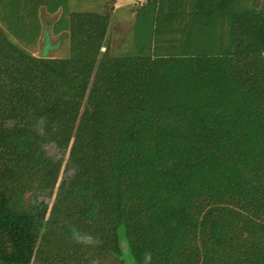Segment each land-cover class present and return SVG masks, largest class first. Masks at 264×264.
<instances>
[{
    "label": "trees",
    "instance_id": "obj_1",
    "mask_svg": "<svg viewBox=\"0 0 264 264\" xmlns=\"http://www.w3.org/2000/svg\"><path fill=\"white\" fill-rule=\"evenodd\" d=\"M68 2L0 0V264H264V0Z\"/></svg>",
    "mask_w": 264,
    "mask_h": 264
},
{
    "label": "rangeland",
    "instance_id": "obj_2",
    "mask_svg": "<svg viewBox=\"0 0 264 264\" xmlns=\"http://www.w3.org/2000/svg\"><path fill=\"white\" fill-rule=\"evenodd\" d=\"M99 1L101 0H69V9L71 10H89L99 11ZM105 1V0H104ZM260 1V0H259ZM262 1V0H261ZM110 0L107 1L106 6L110 4ZM132 0H116L114 8L111 10V17L109 24L111 26L116 25L117 29H110L109 34L107 33V46L108 52L111 55H120L131 52V30L126 31L125 29V19L128 17V11L126 7L130 5ZM53 16L47 15L43 11L40 12V20L42 24L41 32L39 34L36 42L29 46H24L19 43L23 50L28 52L31 55L37 56L42 52L46 56L58 57L63 54L65 47L63 48L62 44L66 42V39L60 38L57 35H52L50 33V22ZM0 25L2 23L0 20ZM122 27V28H119ZM112 31V32H111ZM128 32V33H127ZM128 34V36H126ZM62 46V47H61ZM45 50V52H44ZM103 50V47H100V51ZM47 151L53 156H58L59 153L52 147L47 146ZM62 173V172H61ZM68 173V172H63ZM89 264H96L94 261Z\"/></svg>",
    "mask_w": 264,
    "mask_h": 264
},
{
    "label": "crops",
    "instance_id": "obj_3",
    "mask_svg": "<svg viewBox=\"0 0 264 264\" xmlns=\"http://www.w3.org/2000/svg\"><path fill=\"white\" fill-rule=\"evenodd\" d=\"M107 1H109V0H101V1H99V8H100V10L99 11H101L102 9H103V5L104 4H106L107 3ZM111 2H110V4L108 5V6H111V8H110V10H109V20H110V17H111V9L112 8H114V5H115V2H116V0H110ZM140 1H142V0H132V2L130 3V5H128L127 7H126V9H127V11H128V17H126V19H125V30L126 31H130L131 29H132V24H133V7H134V4L136 3V2H140ZM69 3V2H68ZM89 11H92L91 9H89ZM117 29L118 27H116V25H113V26H111L110 24H109V22H108V34H109V31H110V29L112 30V29ZM119 28H122V27H119ZM112 32V31H111ZM128 33V32H127ZM126 36H128V34L126 35ZM130 42H131V36H130Z\"/></svg>",
    "mask_w": 264,
    "mask_h": 264
}]
</instances>
